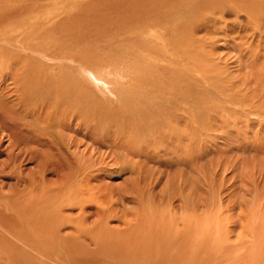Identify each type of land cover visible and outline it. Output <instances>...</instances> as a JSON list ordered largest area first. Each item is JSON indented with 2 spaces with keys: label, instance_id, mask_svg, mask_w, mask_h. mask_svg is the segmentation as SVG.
Returning <instances> with one entry per match:
<instances>
[{
  "label": "rangeland",
  "instance_id": "1",
  "mask_svg": "<svg viewBox=\"0 0 264 264\" xmlns=\"http://www.w3.org/2000/svg\"><path fill=\"white\" fill-rule=\"evenodd\" d=\"M142 3L146 4L143 6ZM144 7L149 12L154 11L149 14ZM141 11L148 14L142 15ZM10 16L14 17V21ZM128 17L136 22L135 25L142 21L141 18L149 17V21L156 24L155 27L165 28L161 35L164 43L170 46V52H166L167 48L163 51V46H158L155 40L137 34L149 26L142 30H135L131 26L126 32L115 33V26ZM0 21L3 22L0 23V70L3 69L0 73V145L4 149L3 155L0 154V168L5 162H10L11 152L17 151V148H11L12 134L17 137L20 134L29 135V145H22L23 157L18 165L15 168L5 165L0 169V190L4 192L0 193V200L7 196L5 202L0 201V205L4 206L0 208L5 209L2 213L0 209V239L3 241L0 242V264H264L263 0H0ZM5 37H9V44L3 41ZM14 38L19 42H15ZM26 45L45 49L46 53L53 52L57 57L76 55L87 66L107 65L113 70L111 74L114 75L104 77L103 81L109 82L110 86L92 83L89 78L85 80L90 76L85 68L73 76L75 81H79L74 83L78 85L74 87H79V93L93 102L95 110L109 114L111 119L121 117L129 121L127 125L122 124L117 128L119 131H116L118 133L114 134L115 138L110 143L114 130H107L112 132L110 135L89 126L90 130L94 129V132H89V128L82 123L79 126L74 124L72 131L64 129L63 132L60 130L61 133L56 129L48 132V124H44L46 116L43 117L39 110L35 113L32 106L38 101L28 102L26 107L22 103L17 104L14 97L24 100V93L16 92L15 79L11 76H15L19 68L24 75L23 70L36 72L38 68L48 66L46 60L40 61L38 54L27 50L24 52ZM171 47L174 51H171ZM144 57L155 59L157 64L153 60V63L149 59L145 61ZM12 58H17L15 64L18 67L8 71L5 67ZM170 58H174L173 61L177 59L174 65L170 64ZM59 71L58 68L56 72ZM16 73L18 76L21 74ZM24 76L21 78L26 81ZM62 78L67 81L73 79ZM35 81L26 82L34 87L37 86ZM113 81L121 82L112 85ZM159 90L166 100L158 98L156 92ZM134 97L135 103L143 107L135 114L130 113L132 109L128 107L132 105L128 103ZM137 97L141 100L137 101ZM163 107L168 110L166 113L159 112ZM124 111H128V114L119 117ZM142 113L150 114L149 119L146 115L139 119ZM16 118H19L18 122ZM8 122L12 123L11 126ZM40 125L46 130V138L40 135ZM170 125H174L178 133ZM20 126L23 128L21 131ZM27 127L28 132L25 131ZM130 129H135L137 136L144 134V138L140 137L146 143L148 154L144 156L148 158L133 152L129 154L123 148L126 143L123 144L122 140L127 139L124 133ZM32 134H37V138L30 136ZM52 135L58 137L54 140L61 148L55 146ZM88 136L90 140H87ZM75 139L81 140L75 142ZM41 140L48 144L41 143L40 146ZM50 142L51 147L60 149H56L58 154L65 153L63 158L65 161L69 159L68 162L60 160L62 154L57 157V154L53 155L55 150L51 149V152L48 148ZM42 144L46 145L45 148ZM186 145L190 146V150H185ZM33 150L40 154V160L44 156V162H50L47 164L48 171L43 161H28L27 156H31ZM77 152L81 154L80 157ZM48 154L53 156L52 160L47 158ZM69 155L71 157L66 159ZM89 156H94L96 162L105 159L109 170L116 169L113 173L96 170L90 173L87 182L93 176L98 179L90 185L94 194H85L86 198H92L93 206L88 209L86 222L94 227L107 221L113 234L110 237L113 240L110 241L111 246L86 240L77 249L66 243L61 246L57 243L48 245L30 236L29 230L23 228L20 221L34 213L37 204L48 196L49 189L46 191L42 188H47L49 182L51 188L57 191L66 182L81 181L83 177L70 180L74 170H77L74 163L81 157L80 160L84 161L85 158L88 162L91 159ZM58 157L65 166L54 160ZM70 161L74 163L69 164ZM59 162L61 170L57 168ZM122 164L128 169L121 170ZM13 169L22 176L17 177L20 180L14 176H1V173H11ZM38 175L46 176L47 181L44 182L43 178L40 182ZM36 178L42 186L35 182ZM189 182V187L184 186ZM8 191L13 194L15 191L16 197L13 194L11 197ZM19 191L25 193L20 194ZM37 195L41 199H37ZM12 199L17 200V207L24 206L19 207L20 210L17 208L18 215L13 214L15 212L7 206ZM62 208L66 211L62 213L64 223L59 232L62 235L71 234L75 230V223L69 216H77L79 210L69 211L70 208L65 205ZM160 211H163L159 214L162 224L156 220ZM23 214L26 216L22 217Z\"/></svg>",
  "mask_w": 264,
  "mask_h": 264
},
{
  "label": "bare ground",
  "instance_id": "2",
  "mask_svg": "<svg viewBox=\"0 0 264 264\" xmlns=\"http://www.w3.org/2000/svg\"><path fill=\"white\" fill-rule=\"evenodd\" d=\"M35 1V0H34ZM264 1V0H263ZM165 3V2H164ZM146 3H142V5L144 6ZM154 4V3H153ZM34 5V4H33ZM119 5V4H118ZM117 5V6H118ZM147 6V5H146ZM156 6V5H155ZM159 6H161V5H159ZM142 7V6H141ZM172 7V6H171ZM157 8V7H156ZM144 9H147V11L149 10L147 7L145 8L144 7ZM158 9H159V7H158ZM132 11V10H131ZM154 11V10H153ZM153 11H151V12H153ZM16 12H17V10H16ZM146 12V11H145ZM149 12V11H148ZM148 12H146L145 14H148ZM151 12H149V14L151 13ZM158 12V11H157ZM156 12V13H157ZM171 12V11H170ZM141 13H143L142 15H145L144 14V12L143 11H141ZM164 13V12H163ZM20 14V13H19ZM119 14V13H118ZM12 15V14H11ZM141 15V16H142ZM158 15V14H157ZM156 15V16H157ZM130 16V15H129ZM133 16V15H132ZM151 16H152V14H151ZM155 16V15H154ZM159 16V15H158ZM4 17V16H3ZM16 17V16H15ZM140 17V16H139ZM153 17V16H152ZM5 19L7 18L6 16L4 17ZM9 18V17H8ZM10 18L14 21V17L12 18L11 16H10ZM50 18V17H49ZM146 18H147V16H146ZM5 19L3 20L4 22H5ZM47 19V18H46ZM132 18L131 17H128L124 22H120V24L118 23L117 24V26H115V27H117V28H115V30H116V32L115 33H119V31L122 33V32H126L127 31V29L130 27L131 28V26H134L133 27V29H141L142 30V28H144V27H148L149 26V28H147V30L145 29V30H142V31H139V33H137L138 35L140 34V36L142 37L143 35L144 36H147V38L149 39V40H152L153 39V41L155 42V43H157L158 44V46H163V51H165V49L167 48V50H166V52L169 50V47L170 46H168L167 44H165L164 42H165V39H164V37H163V35H161L162 33H164V29L162 28V27H160V26H158V28L157 27H155L156 26V24L155 23H153L152 24V22L151 21H149V17H148V19H144V18H141L142 19V21H140L139 22V24H136L135 25V23L136 22H133L132 20H131ZM7 20V19H6ZM9 20V19H8ZM7 20V21H8ZM48 20V19H47ZM51 20V19H50ZM1 21H2V18H1ZM0 21V23H3V22H1ZM11 21V20H10ZM136 21H138V20H136ZM6 23V22H5ZM45 24V23H44ZM155 24V25H154ZM261 26V25H260ZM168 27V26H167ZM163 29V30H161V29ZM56 29V28H55ZM171 29V28H170ZM23 30V29H22ZM188 31H189V29H188ZM25 32V31H24ZM187 32V31H186ZM190 32V31H189ZM8 33V32H7ZM7 33H5L6 35H7ZM168 33V32H167ZM2 34H4V33H2ZM180 35H181V33H180ZM24 36V35H23ZM113 36H115V35H113ZM117 36V35H116ZM143 36V37H144ZM166 36V35H165ZM183 36V35H182ZM139 37V36H138ZM178 37V36H177ZM181 36H179V38H180ZM88 38V37H87ZM9 39V37L7 38V37H5V39H3V41H5V42H7L8 44L10 43V41L8 40ZM12 40H13V38H11ZM141 39V38H140ZM14 40H15V42H19V39H16V38H14ZM90 40V39H89ZM118 40V39H117ZM2 41V42H3ZM123 42V41H122ZM134 42V41H133ZM186 42V41H185ZM4 44V43H3ZM117 44H119V43H117ZM121 44V43H120ZM129 44V43H128ZM178 44V43H177ZM22 45V44H21ZM126 45H127V43H126ZM138 45V44H137ZM167 45V46H166ZM172 46V45H171ZM179 46V45H178ZM24 47H27V49H25V51L24 52H26V50L27 51H32L33 53H36V54H38L40 57H41V59H40V61H44V60H46L47 61V63H48V66L47 65H45L46 67L45 68H43V67H41V68H38V70L35 72V71H31V72H28L27 70L26 71H24L23 70V72H24V75H22L23 73L21 72V68H19L20 70H18L17 69V71L19 72V76L17 75L18 73H16L15 72V76H11V78L12 79H15V83H16V92H18V94H21V92L19 93V91H23V95H24V100H20V97L18 98V97H16L15 95V101L17 102V104L18 105H20L21 103H22V106H24V107H26V103H28V102H30V103H34L35 101H38V103L37 102H35V104L34 105H32L33 107H34V111H35V113H36V110H39L41 113H43L42 115H43V117L44 116H46V119H45V122H44V124H48V128H49V131L48 132H53V131H56V129H57V131H59V132H61L60 130H62V132H63V130L64 129H66V130H69V131H72V128H75L74 126L76 125V126H79V125H84V127H88L87 129L89 130V132L90 131H93L94 132V129L96 130H100V131H103V132H107L108 134H110L111 135V133L112 132H110V131H107V130H114L113 131V133H112V135H111V139H109L110 141H109V143L113 140V138H115L114 137V134H116L117 135V133L118 132H116V131H119L117 128H119V127H121L122 126V124H124V126L125 125H127V123L129 122V121H127L126 119H122L120 116H123L124 117V115H127L128 114V111H124V112H121L120 114H119V117L120 118H112L111 119V117L109 116V114H107V113H105V112H99L98 110H95L96 109V107H95V109H94V106H93V102L89 99V98H87L86 96H84V95H82V94H80L79 93V87H74V86H78V85H76V84H74L75 82H79V81H75V78L73 77L74 76V73H78L77 71L78 70H80V71H83V69L85 68L86 70H88L89 71V77H87L85 80H87L88 78L91 80V82L92 83H103V84H106L107 86H110V85H108V83L109 82H107V83H105V82H103L104 81V77H107V76H110V75H114V74H111L112 72H113V70H111L110 69V67L109 66H107V65H99V64H92V65H89V66H87V65H85V63H83V60L81 59V60H79V58L75 55L74 57H61L60 55H59V57H57L53 52H49V53H46L45 52V49H41V50H39V49H34V48H32V47H28V45H26V46H24ZM129 47V46H128ZM137 47V46H136ZM177 47V46H176ZM39 48V47H38ZM153 48V47H152ZM21 50H22V48H20ZM142 49H144V47L142 48ZM154 49V48H153ZM161 49V48H160ZM171 49V51H174L173 49V47H171L170 48ZM49 50V49H48ZM138 50V49H137ZM140 50V49H139ZM138 50V51H139ZM23 51V50H22ZM50 51V50H49ZM162 51V52H163ZM128 52V51H127ZM135 52V51H134ZM140 53H141V51H139ZM169 52H170V50H169ZM164 54L165 55H167L165 52H164ZM164 54H162V55H164ZM37 55V56H38ZM138 55H141V54H138ZM176 55H177V53H176ZM182 55V54H181ZM180 55V56H181ZM131 56V55H130ZM178 56V55H177ZM176 56V57H177ZM179 56V58H181ZM20 57V56H19ZM129 57V56H128ZM174 57V56H173ZM18 58V57H17ZM17 58H12V60H10V63H9V65H7V67H5V68H7L8 69V71L9 70H12L13 71V68L14 67H18V65H16L15 64V62H17L18 60H17ZM24 59L26 58V56H24L23 57ZM130 58V57H129ZM136 58V57H135ZM142 58H143V56H142ZM141 58V59H142ZM14 59V60H13ZM44 59V60H43ZM146 59H149V60H153V59H150V57H144V60L146 61ZM157 59H159V58H157ZM19 60H22V59H19ZM26 60V59H25ZM28 60V59H27ZM86 60L88 61V58H86ZM155 60V59H154ZM153 60V61H154ZM165 60H167V58L165 59ZM174 60V58H170V61H172V62H170V64H172V65H174L175 63H176V61H177V59H175V61H173ZM9 61V60H8ZM94 61V60H93ZM129 61V60H128ZM153 61L152 62H150V61H148V63L150 62V63H153ZM163 61V60H162ZM25 62V61H24ZM95 62V61H94ZM157 62V61H156ZM155 61H154V63L155 64H157ZM95 63H97V62H95ZM186 63V62H185ZM193 63H194V61H193ZM42 64V63H41ZM104 64V63H103ZM159 64V63H158ZM162 64V63H161ZM193 65V64H192ZM188 66V65H187ZM3 67H4V65H3ZM2 67V68H3ZM21 67V66H20ZM26 67H27V65H26ZM1 68V69H2ZM60 69V71L59 72H56L57 71V69ZM67 68H69V70L67 69ZM6 69V70H7ZM71 69H72V72H71ZM3 70V69H2ZM2 70H0V73H1V71ZM34 70V69H33ZM73 70H75L74 72H73ZM87 71V72H88ZM12 73V72H11ZM80 73V72H79ZM10 74V73H9ZM13 74V73H12ZM82 75H83V72H82ZM81 75V76H82ZM85 75V74H84ZM86 75V76H87ZM21 76H24L25 78H26V81H28V82H30V83H33V80H36L37 81V86H35L34 85V87H31V86H28L29 84H28V82H26V81H23V79L21 78ZM65 77V78H67V77H72L73 79L72 80H70V81H67V79L66 80H64L62 77ZM78 76V75H77ZM130 76V75H129ZM10 77V76H9ZM79 77V76H78ZM2 78V77H1ZM81 78V77H80ZM79 78V79H80ZM85 78V77H84ZM114 79H115V77H113ZM112 78V79H113ZM88 79V80H89ZM69 80V79H68ZM36 81L34 82V83H36ZM82 81V80H81ZM118 81H119V79H118ZM25 82L27 83L26 85H25ZM114 82V81H113ZM121 82V81H120ZM120 82H114L112 85H116V84H118V83H120ZM14 83V82H13ZM13 83H12V85H13ZM0 84H1V82H0ZM110 84V83H109ZM122 84V83H121ZM124 84V83H123ZM11 85V86H12ZM80 86H82V85H80ZM6 87V86H5ZM83 87V86H82ZM91 87V86H90ZM8 88V87H7ZM95 88V87H94ZM99 87H97V89H98ZM6 89V88H5ZM27 89V90H26ZM96 89V90H97ZM100 89V88H99ZM104 89V88H103ZM11 90H12V88H11ZM92 90V89H91ZM111 90V89H110ZM2 91V90H1ZM8 91V90H7ZM14 91H15V89H14ZM86 91V90H85ZM145 91V90H144ZM11 92V91H10ZM92 92V91H91ZM98 92V91H97ZM106 92V91H105ZM108 92V91H107ZM146 92V91H145ZM6 93V92H5ZM89 93V92H88ZM113 93V92H112ZM147 94H149V92H146ZM157 94H158V98L159 99H161V98H163L162 100H166V98H164L163 97V94L162 93H160V90L159 91H157L156 92ZM27 94H30L29 96L27 95ZM91 94V93H90ZM1 95V94H0ZM8 95H9V93H8ZM40 97H39V96ZM87 95V94H86ZM92 95H94V94H92ZM7 96V95H6ZM90 96V95H89ZM137 96H139V95H137ZM12 97V96H11ZM94 97V96H93ZM93 97H91V98H93ZM139 100H141V98H138L137 97V101H139ZM97 101V100H96ZM112 101V100H111ZM110 101V102H111ZM121 101H123V100H121ZM121 101H120V103H121ZM131 102L130 103H128V104H132L131 106H128L129 107V109H132V111L130 112V113H132V112H134V114H135V112L136 111H139V110H141V109H143V107L139 104V105H137L136 103H135V101H136V97H134L132 100H130ZM91 102H92V104H91ZM29 103V104H30ZM101 103V102H100ZM103 103V102H102ZM114 102H112V104H113ZM99 104V103H98ZM106 104V103H105ZM2 105H4V104H2ZM31 105V104H30ZM108 105H110V104H108ZM107 105V106H108ZM114 105V104H113ZM1 106V105H0ZM17 106V105H16ZM15 106V107H16ZM20 107V106H19ZM99 107V106H98ZM110 107V106H109ZM130 107H132V108H130ZM8 108V107H7ZM18 109V108H17ZM169 109V108H168ZM3 110V109H2ZM7 110V109H6ZM21 111V110H20ZM168 110L165 108V107H163L159 112L160 113H166ZM1 112V111H0ZM4 112V111H3ZM23 112V111H22ZM25 113V112H24ZM35 113H34V115H35ZM124 113H126V114H124ZM147 113V112H146ZM3 114V113H2ZM21 114V113H20ZM131 115V114H130ZM146 116H147V118L149 117V115L150 114H145ZM143 113L141 114V115H139V119H141V118H143L144 116H145ZM12 117H13V115H12ZM18 117V116H17ZM30 117H31V115H30ZM30 117H29V119H30ZM19 118H21V117H19ZM19 118H16V120H17V122H18V119ZM32 118V117H31ZM40 118V117H39ZM146 118V119H147ZM36 119V118H35ZM149 119V118H148ZM34 120V118H32V121ZM21 121V120H20ZM40 121V120H39ZM113 121V123H111ZM138 121V120H137ZM136 121V122H137ZM147 121V120H146ZM37 122V121H36ZM48 122H50V123H48ZM8 123H10V122H8ZM39 123V122H38ZM82 123V124H81ZM7 124V123H6ZM11 124L12 123H10L9 125L11 126ZM19 124V123H18ZM75 124V125H74ZM136 124H138L139 125V123H136ZM144 124V123H143ZM163 124V123H162ZM169 124V123H168ZM24 125V124H23ZM4 127H5V124L3 125ZM89 126H92L94 129H91L90 130V127ZM113 126V127H112ZM140 126V125H139ZM165 126V125H164ZM171 126V128L172 129H174L175 130V126L174 125H170ZM34 127V126H33ZM166 127V126H165ZM19 128V127H18ZM21 126H20V129H19V131H21ZM24 128H26V126H24ZM53 128V129H52ZM135 128V127H134ZM13 129V128H12ZM23 129V128H22ZM39 129H40V135L41 136H44L45 137V133H46V130H44V128H43V125H40L39 126ZM81 129V128H80ZM126 129V128H125ZM124 129V130H125ZM11 130V129H10ZM9 130V131H10ZM16 130V129H15ZM28 127H27V129L25 130V131H27L28 132ZM87 130V131H88ZM160 130V129H159ZM177 130V129H176ZM175 130V131H176ZM11 131H13V130H11ZM17 131V130H16ZM82 131V130H81ZM23 132H24V130H23ZM22 132V133H23ZM61 132V133H62ZM67 132V131H66ZM80 132V131H79ZM152 132V131H151ZM173 132V131H172ZM177 133H178V131H176ZM176 132H174V133H176ZM183 132H186V131H183ZM7 133V132H6ZM25 133V132H24ZM35 133V132H34ZM38 133H39V131H38ZM74 133V132H73ZM176 133V134H177ZM186 133H189V132H186ZM10 134V133H9ZM12 134V133H11ZM49 134V133H48ZM76 134V133H75ZM79 134V133H78ZM86 134V133H85ZM88 134V133H87ZM100 134V133H99ZM124 134H126V140H122V143L123 144H125L126 143V145H124L123 146V148H125L127 151H128V153L130 154L131 152H133L134 154H137V156H141V154H142V156H144V155H147L148 153L146 152L147 150L145 149L146 147H145V145H146V143H145V141L142 139V138H144V134L140 137L139 135L137 136V134H136V130L135 129H130V130H128V132H126V133H124ZM170 134V133H169ZM180 134H181V132H180ZM179 134V135H180ZM21 135V134H20ZM20 135H18V137L17 136H15L14 134H12V137L13 138H11L10 137V144H11V148L13 147V148H17V151H12L11 153H13V154H11V160H10V162L7 164L6 162L3 164V167L5 168V165L6 166H8L9 168L10 167H14L15 168V166L16 165H18V162H20V158H21V153H22V151H23V146L22 145H26V144H28L29 145V142H27V139H28V133L27 134H24V136H20ZM37 135V134H36ZM36 135H30V136H36ZM56 135V134H55ZM60 135V134H59ZM74 135V134H73ZM73 135H71L72 137H70V138H72V142H74L73 141ZM106 135V134H105ZM174 135V134H173ZM185 135V134H184ZM187 135V134H186ZM54 135H52L51 136V139L55 142V140L54 139H56V138H58V137H56L55 138V136L53 137ZM75 136V135H74ZM84 136V135H83ZM92 136V135H91ZM95 136V135H94ZM15 137V138H14ZM67 137V136H66ZM66 137H65V139H66ZM86 137V136H85ZM89 137V136H88ZM98 137V136H97ZM110 137V136H109ZM172 137V136H171ZM31 138V137H30ZM33 138V137H32ZM35 138H37V137H35ZM46 138V137H45ZM44 138V139H45ZM59 138H60V136H59ZM62 138H64V137H62ZM90 138L91 137H89V139H87V140H90ZM124 138V137H123ZM13 139H15V140H13ZM48 139V138H47ZM67 139H69L68 137H67ZM79 139V138H78ZM78 139H75V142L78 140ZM93 139V138H92ZM96 139V138H95ZM101 139H103L102 137H101ZM125 139V138H124ZM46 140V139H45ZM50 140V139H49ZM81 140V139H80ZM80 140H78V141H80ZM87 140H85L86 142H87ZM1 141V140H0ZM32 141H34V139L32 140ZM44 140H41L40 141V143H39V141L38 142H36V144L37 143H39V145L41 146V143H46V142H43ZM71 141V140H70ZM83 141V140H82ZM99 141V140H98ZM105 141V140H104ZM56 142H58L57 140H56ZM55 142V143H56ZM63 142V141H62ZM61 142V143H62ZM107 142V141H106ZM120 142V141H119ZM147 142V141H146ZM35 143V142H34ZM60 143V142H59ZM78 143V142H77ZM80 143V142H79ZM82 143V142H81ZM84 143V142H83ZM98 143V142H97ZM158 143V142H157ZM189 143V142H188ZM188 143H186V144H188ZM48 143H46V145H47ZM57 144L58 143H56L55 144V146H57ZM63 144V143H62ZM64 144H66V143H64ZM72 144V143H71ZM74 144V143H73ZM87 144V143H86ZM88 144H93V143H89V141H88ZM159 144H161V143H159ZM32 144H30V146H31ZM43 145V144H42ZM46 145H43L42 147H44L45 148V146ZM99 145H100V143H99ZM128 145H129V147H128ZM54 146V147H55ZM59 146H60V144H59ZM59 146H57V147H59ZM65 146H67V144L65 145ZM77 146V145H76ZM88 146V145H87ZM93 146V145H92ZM96 146H97V144H96ZM104 146V145H103ZM153 146V145H152ZM177 146V145H176ZM179 146V145H178ZM33 147V146H32ZM56 147V149H58ZM64 147V146H63ZM159 147V146H158ZM186 151L187 150H190V146L189 145H186ZM9 148V147H8ZM27 148V147H26ZM29 148H31V147H29ZM33 148H35V147H33ZM48 148L51 150V149H53V150H55L56 151V149L55 148H53V146L51 147V142H50V146H48ZM59 148H61V147H59ZM99 148V147H98ZM98 148H96V149H98ZM129 148V149H128ZM15 149H13V150H15ZM47 150L48 151V153L50 152V150ZM64 149V148H63ZM95 149V150H96ZM154 149V148H153ZM156 149H157V146H156ZM4 149H1V145H0V154L2 153V152H4L3 151ZM5 150H7V148L5 149ZM30 150V149H29ZM37 150V149H36ZM53 150H51V152L53 151ZM58 150H60V149H58ZM92 150H94V149H92ZM162 150V149H161ZM53 151V155L54 154H57V155H55L56 157L57 156H59V154H62V155H60V158H61V156H62V159H60L59 157H58V159L57 158H54V160H58V161H60V160H62L63 162L65 161V159L63 158V157H65V153H61L60 151V153L58 154V152L56 151ZM62 151V150H61ZM79 151V150H78ZM101 151V150H100ZM162 151H164V149L162 150ZM161 151V152H162ZM55 152V153H54ZM67 152V151H66ZM72 152V151H71ZM74 152V151H73ZM97 152H99V151H97ZM150 152V151H149ZM152 152V151H151ZM158 152H160V151H158ZM76 153V152H75ZM81 153H82V151H81ZM91 153H92V151H91ZM154 153V152H153ZM192 153V152H191ZM9 154V153H8ZM26 154V153H25ZM27 154H28V150H27ZM30 154H31V156L29 155V156H27L28 158V161H29V159H39V157H40V154L39 153H36L34 150L33 151H31L30 152ZM67 154V153H66ZM77 154H79V155H77V156H79L80 157V153H78L77 152ZM99 154V153H98ZM155 154V153H154ZM190 154V153H189ZM1 155H3V153L1 154ZM68 155V154H67ZM72 155H73V153H72ZM85 155V154H84ZM26 156H25V158H26ZM9 157V158H10ZM23 157V156H22ZM53 158V156H49V154H48V156H47V158ZM71 156L69 155V157H67L66 159H68V158H70ZM90 158H91V156H89ZM93 157L94 156H92V158L91 159H89L88 160V162L85 160V158H84V161H82V160H78V162L77 163H74V162H72V161H70V163L69 164H73L74 163V165H75V167L77 168V170L75 171L74 170V175L70 178V180L71 181H75V178L76 177H83V179L81 180V181H75V182H69V183H65V184H63V185H61V186H59L58 187V189H57V191H55L56 189H54V188H51V185L52 184H50L49 182H48V184H47V188H45V186H44V188H42V190H48L49 189V192H48V196L45 198V200L43 201V200H41V203H38L39 201H37V206H36V208L34 209L33 207H32V210L34 211V213H32L31 215H27L28 217H24V218H22L25 214H23L22 215V219H24V220H22V221H20V223H21V225H22V227L23 228H25L26 230H29V235L30 236H32V237H35L37 240H39V241H42V242H44V243H46V244H51V243H57L58 245H63V243H66V244H71V245H73V246H75V248H77V249H79L80 248V246H82L83 245V242L84 241H86V240H90V241H94V242H98L99 244H105V243H107V244H109L110 246H111V243H110V241H113V240H111L110 239V237H112V231H111V228L110 227H108L107 225H108V223H107V221H102L99 225H96V226H94V227H91V226H89L88 224H87V222H86V217H87V213H88V209L89 208H93V206H91V203H92V201H90V200H92V198L90 199V198H86L85 197V194L86 195H92V194H94V189L90 186V185H92V182L93 181H96L98 178H95L94 176L93 177H90L89 178V182H87L86 180H87V176H89L90 175V173H94L95 172V170L96 171H102V172H104V173H113V170L114 171H116V169H112V170H109L110 168L107 166L108 164L106 163L107 161L105 160V159H102V161H100V162H96V161H94L95 160V158L93 159ZM145 158H148L147 156H144ZM155 157V156H154ZM154 157H152V158H154ZM189 157V156H188ZM52 158H51V160H52ZM73 159H74V157H72ZM71 158V159H72ZM161 158V157H160ZM165 158V157H164ZM40 159H41V157H40ZM39 159V162L38 163H43L44 162V156H42V159L43 160H40ZM60 159V160H59ZM77 159V158H76ZM37 160H34L35 162L37 161ZM106 162H105V161ZM33 160H31V162H32ZM41 161V162H40ZM43 161V162H42ZM48 161H49V159H48ZM68 161H69V159H68ZM68 161H65V162H68ZM53 162H55V161H53ZM57 162V161H56ZM61 162V161H60ZM60 162H59V165L57 166V168L59 169V170H61L60 168H61V166H60ZM48 163H50V162H48ZM46 161L43 163V166H45V170L46 171H48L49 170V168H48V164ZM52 163V162H51ZM53 164V163H52ZM61 164H63L62 162H61ZM65 164V163H64ZM63 164V165H64ZM65 166V165H64ZM68 166V165H67ZM71 166V165H70ZM3 167L2 168H0V169H3ZM55 167V166H54ZM8 168V169H9ZM43 168V167H42ZM72 168H73V166H72ZM6 169H7V167H6ZM12 169V168H11ZM20 169V168H19ZM67 169V168H66ZM123 169H128V168H126L125 167V165L124 164H122V169L121 170H123ZM142 169V168H141ZM21 170V169H20ZM20 170H18V171H20ZM45 170H44V172H45ZM2 171V170H1ZM8 171V170H7ZM10 171H12V170H10ZM13 171H14V169H13ZM12 171V172H13ZM57 171V170H56ZM65 171V170H64ZM67 171V170H66ZM3 172V171H2ZM7 173V172H4V173H1V176H5V177H7V175L8 176H14V177H16V179H18L17 177L19 176V178L20 177H22L21 175H19V174H17L16 173V170L13 172V173ZM37 172V171H36ZM54 172H55V170H54ZM47 173V172H46ZM59 173V172H58ZM21 174V173H20ZM27 174V173H26ZM37 174H38V172H37ZM61 174V173H60ZM16 175V176H15ZM28 175V174H27ZM35 175H36V173H35ZM56 175H57V173H56ZM96 175V174H95ZM103 175V174H102ZM39 176V175H38ZM38 176H37V178H38ZM58 176V175H57ZM32 177V176H31ZM40 177V176H39ZM46 177V176H45ZM44 177V175H43V177H42V175H41V177H40V182H42V180H43V178H44V182H45V180H46V178ZM68 177H69V175H68ZM67 177V178H68ZM9 178V177H8ZM35 179V182H39V178L38 179ZM61 178H62V176H61ZM101 178V177H100ZM14 179V178H13ZM24 179H25V177H24ZM28 179V178H27ZM48 179V178H47ZM77 179V178H76ZM18 180H20V179H18ZM22 180V179H21ZM30 180V182L32 181V179L31 178H29L28 179V181ZM36 180H38V181H36ZM49 180V179H48ZM62 180V179H61ZM158 180V179H157ZM11 181V180H10ZM47 181V180H46ZM65 181V180H64ZM1 182V181H0ZM39 182V183H40ZM51 182H53L52 180H51ZM55 182V181H54ZM14 183V182H13ZM29 183V182H28ZM104 183V182H103ZM124 183V182H123ZM30 184V183H29ZM33 184L31 183V186H32ZM38 185V184H37ZM40 186H42V183H40L39 184ZM46 185V184H45ZM50 185V186H49ZM188 185H191V183L189 182V183H186L184 186H188ZM5 186V185H4ZM17 186V185H16ZM15 186V187H16ZM24 186V185H23ZM22 186V187H23ZM50 188H49V187ZM1 187V186H0ZM36 187H38V186H36ZM189 187V186H188ZM2 188H4L5 189V187H2ZM17 188V187H16ZM34 188V187H33ZM171 188V187H170ZM14 189V188H13ZM12 189V190H13ZM36 188H34L33 190H35ZM38 189H40L41 190V188H38ZM190 189V188H189ZM32 190V191H33ZM1 192L0 193H2V189L0 190ZM17 191V190H16ZM23 191V190H22ZM27 191V190H26ZM36 191V190H35ZM20 192V191H19ZM19 192H17V193H19ZM42 192V191H41ZM40 191H39V193H41ZM188 192H190V191H188ZM192 192V191H191ZM6 193L7 192H5V195H6ZM8 193L10 194V196L13 194V193H10V191H8ZM15 191H14V194L12 195V196H15ZM22 192H20V194H21ZM23 193H25V192H23ZM22 193V194H23ZM42 193H44V191L42 192ZM2 194H4V192L2 193ZM1 194V195H2ZM36 194V193H35ZM1 195H0V199L2 198L1 197ZM5 195H4V197H5ZM44 195V194H43ZM124 195V194H123ZM9 196V195H8ZM11 196V197H12ZM39 196H40V194H39ZM7 197V196H6ZM6 197H5V199H6ZM16 197V196H15ZM21 197H23V196H21ZM36 197V196H35ZM40 197H42V194H41V196ZM38 198V195H37V199H41V198ZM44 197H42V199H43ZM5 199H3V201L5 200ZM8 199H9V197H8ZM21 199V198H20ZM14 199H12L11 200V204L9 203L8 205L6 204V203H3V204H6L7 206H8V208L10 209V211H14L15 213H13V214H17V213H19V210L21 209V208H19V207H22V206H19V207H17L18 206V202H17V200L15 199L14 201H13ZM28 200V199H27ZM36 200V199H35ZM185 200V199H184ZM187 200H188V198H187ZM0 201H2V200H0ZM2 201V202H3ZM22 201V200H21ZM33 201H34V199H33ZM186 201V200H185ZM5 202V201H4ZM20 202V201H19ZM27 202V201H26ZM187 202V201H186ZM24 203H25V201H24ZM190 203V202H189ZM20 205V204H19ZM67 206V207H69L70 209H69V211H71V210H75V209H78L79 210V212H78V215L76 216H73V217H71V216H69L70 218H71V221L72 222H74L75 223V230H74V232L73 233H71V234H67V235H62L59 231H60V227H61V224L62 223H64V219H63V217H62V213L63 214H65V211H63L62 209V207L63 206ZM0 206H3V205H0ZM7 206H5L6 208H7ZM34 207H35V205H33ZM155 206V205H154ZM154 206H152V207H154ZM4 207V206H3ZM2 207V208H3ZM24 207V206H23ZM22 207V208H23ZM29 207V206H28ZM17 208H19V210L17 209ZM155 208H156V206H155ZM1 209V208H0ZM30 210H31V208H29ZM5 211V209L3 208V209H1V213H2V211ZM25 210H26V208H25ZM25 210H24V212H25ZM156 210H157V208H156ZM153 211H154V208H153ZM8 212V211H7ZM26 212H28L27 210H26ZM155 212V211H154ZM163 212V211H162ZM161 211H160V213H158V217L156 218V220H158V221H160V224H162L163 222H162V218H161V216H159V214H161L162 213ZM29 213V212H28ZM30 214V213H29ZM69 214V213H68ZM153 214V213H152ZM164 214V213H163ZM10 215H11V213H10ZM18 215V214H17ZM26 216V215H25ZM166 216V215H165ZM165 220V219H164ZM1 221V220H0ZM139 221V220H138ZM141 222V221H140ZM156 223H157V221H156ZM159 223V222H158ZM169 223V222H168ZM153 225H154V222L152 223ZM29 225H30V227H29ZM152 225V226H153ZM169 225V224H168ZM1 226H2V224H1ZM162 226V225H161ZM160 226V227H161ZM142 227V226H141ZM159 227V226H158ZM158 227H156V228H158ZM62 229V228H61ZM1 230V229H0ZM159 230V229H158ZM169 230V229H168ZM163 233H164V231L163 230H161ZM154 232V231H153ZM179 232V231H178ZM181 232V231H180ZM10 233V232H9ZM12 233V232H11ZM28 233H26V234H28ZM160 233V232H159ZM13 234H15L16 235V233H14L13 232ZM3 235V234H2ZM0 236H1V232H0ZM4 237H5V235H3ZM14 236V235H13ZM27 237V236H26ZM134 237V236H133ZM7 239H8V237H7ZM189 239V238H188ZM159 240V239H158ZM121 241V240H120ZM186 241V240H185ZM0 242H3L2 241V239H0ZM123 244V243H122ZM122 244H120V245H122ZM175 244V243H174ZM109 245H107V246H105V248H107ZM116 245V244H115ZM1 246V245H0ZM114 246V245H113ZM54 247V246H53ZM116 247V246H115ZM167 250H168V248L167 247H165ZM164 248V249H165ZM63 249V248H62ZM77 249H75V250H77ZM113 249V248H112ZM128 249V248H127ZM120 250V249H119ZM166 251V250H165ZM170 251H171V249H170ZM167 252V251H166ZM165 252V253H166ZM187 252V251H186ZM63 253V252H62ZM173 253V252H172ZM67 255V254H66ZM168 257V256H167Z\"/></svg>",
  "mask_w": 264,
  "mask_h": 264
}]
</instances>
